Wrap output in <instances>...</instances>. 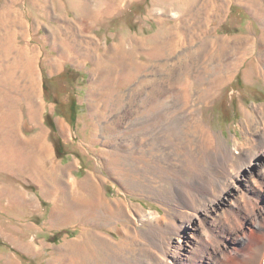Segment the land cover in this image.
I'll return each mask as SVG.
<instances>
[{
	"label": "rangeland",
	"instance_id": "obj_1",
	"mask_svg": "<svg viewBox=\"0 0 264 264\" xmlns=\"http://www.w3.org/2000/svg\"><path fill=\"white\" fill-rule=\"evenodd\" d=\"M219 78L223 81L218 83ZM182 86L189 88L191 104L178 111ZM149 109L157 110V125L134 136L131 126L142 129L155 114ZM194 121L209 127L236 153L249 145L255 153L264 145V0H0V183L6 197L1 200V264L62 259L61 250L81 238L84 225H57L54 213L72 206V187L78 189L77 197L89 195L93 176L102 181L111 205L124 201L132 213L143 207L165 215L167 208L158 197L171 185L154 170L138 173L129 157L168 168L172 158L178 159L171 148L187 144L189 138L198 143ZM14 126L23 140L15 137ZM39 138L38 144L49 147L51 155L38 163L35 159L34 169L27 145ZM113 155L121 158L115 165L119 170L108 164ZM261 155L259 162L245 163L234 174L232 187L212 214L201 213L209 224L224 210L242 213L238 234L226 228L221 236L215 228L223 239L221 251L229 256L215 264H236L248 245H264V229L256 231L250 218V198L264 210V189L253 182L264 175ZM249 187L254 190L247 195L248 204L241 202L239 208V189ZM169 203L173 206V199ZM100 214L103 228L98 230L107 231L112 240L120 241L118 228L125 225L136 232L139 243H150L145 238L151 239L146 233L150 224L136 222L132 215L115 223ZM258 219L263 225L264 213ZM192 221L186 220L181 230L184 248L176 237L171 246L185 259L195 247L201 223L207 224L199 218ZM155 234L151 249L157 256ZM28 244L35 250H27Z\"/></svg>",
	"mask_w": 264,
	"mask_h": 264
},
{
	"label": "bare ground",
	"instance_id": "obj_2",
	"mask_svg": "<svg viewBox=\"0 0 264 264\" xmlns=\"http://www.w3.org/2000/svg\"><path fill=\"white\" fill-rule=\"evenodd\" d=\"M31 61H33V59H31ZM30 69L32 70L29 64L28 71ZM229 75L230 73L228 74V76ZM224 76L226 77V73H224ZM222 79L219 78L218 83L222 82ZM183 87L184 86H182L183 90L180 94L181 98L179 97L180 100L178 101V103L182 105L181 108L178 109V111H184L185 109L190 108L191 104V95L189 88L187 89L186 87ZM34 103L36 104V102ZM149 110L150 112H152V114H155L148 118L149 122L144 123L146 125L144 126L143 124V126L141 127L142 129H140V126L138 125L131 126L130 132L134 133V136H139V133H141L142 136L144 132L143 129L148 127L152 128L157 125V110ZM185 122H189L188 118H185ZM194 125L199 133V139L197 141L198 143H194L193 139L189 138L187 144H176L175 148H171V150H173V157H177L178 159L172 158L171 165L168 168L163 166L157 167L156 162V165L154 167H150V163H148V161H146L144 158H134L132 156L129 157L130 160L134 161L135 171H138V173H149V170H154L159 174H163L166 183L168 185H171L172 188H170V190H168L166 194H164L163 196L160 194L158 197L161 205L167 208V215H160L159 213L151 212L143 207H139L138 210L134 211L135 213H132V210H129L124 201H120L117 203L115 202L116 204H114V206L111 205L112 203L110 204V202L106 200L107 198L105 197V192L101 187L102 181L100 182L98 178H96L95 176L92 177L91 175L90 177L93 178V183L88 191L89 195L84 193V198L77 197L75 196V193L78 189L75 188L76 186L74 188L72 187V190H69L70 195L68 194L72 206H66L64 209L55 211L53 216L57 225H64L65 223H71V221H82L84 225L83 235L76 241L67 242L65 245V249L61 250V252L63 253L62 259H53L51 260L50 264H188L189 261L191 264H199V262H201V264H207L212 262V260L215 264V261H217L218 259L223 258L224 260H226L227 258H229L226 252L221 251L222 247H224L223 239L221 238V236L224 234L223 230L227 231L226 228H229L231 233L234 232L238 234L240 232L243 223L239 218L241 217L242 213L237 210H224L223 212H219L214 215V219L210 222L211 224L207 223V217L201 218V213L205 212L206 214H212V207L214 209V205L216 204V202L220 198H222V196H224L225 193L232 187L233 184H231V182L233 181V177H235L234 174L238 175L239 173H241V171L247 164L252 165L256 163L259 158L263 156L261 154H264V145L262 144L261 146H259L257 151L254 153L249 147L250 145L247 144V146L249 145L247 148L250 149H244L243 147L240 151H238V153H236L237 150L233 151L232 148L226 146L225 143L222 144L216 133H214L206 125H203L202 122L194 121ZM141 130L143 132H140ZM189 132L190 131H188L187 133L188 137H191ZM18 135L20 138L21 136H23L19 133ZM40 137H44V135ZM23 138L21 139L23 140ZM40 139L41 138L36 139L34 141L35 143L32 142L29 146V149H31L33 153L31 157L34 162V164L33 162H31L32 168L37 165L36 160L38 163L39 160L43 161L51 155V149L49 147L47 149L44 148L45 146H43V144H38ZM135 143H137L136 138L133 144L135 145ZM31 145H36V147L32 148ZM38 145L39 150H37ZM45 145L47 146V144ZM241 145L243 146V144ZM115 154L117 153L115 152L114 155ZM114 155L110 156V161L108 160V164L112 166L113 163V167L119 164V159L121 162V158H114ZM178 163H180L181 166H179ZM115 169L119 170V166L118 168L115 167ZM117 170V174H120V172ZM169 172L171 173L167 174ZM36 175L38 174L36 173ZM254 181L257 187H259L260 189H264L263 174L260 178H255L253 182ZM138 182L140 184L142 183L141 180H138ZM173 182L176 183L175 188H173ZM60 183H62V180L60 181ZM137 183L136 181H133V183L131 184L136 188H140L139 184ZM149 187H146L145 189L149 190ZM54 188L55 186L52 187V193L55 190ZM150 188L154 189V187ZM208 190H211V193H209ZM253 190L254 187H249V189L246 190L239 189V191L242 192V196L238 197L235 200V205L240 208L242 205L241 202L248 204L247 195H249V192ZM170 199H173V206L169 203ZM250 200L254 203V213H252V217L250 215V218L255 223L256 231L264 229V223L262 225L261 221H259L258 219V217L264 213V210L259 209L260 203L252 200L251 198ZM122 204H125L126 206H122ZM200 207H203V209L199 210ZM100 213L106 214L107 217H113L115 219V223L120 221V218L118 217H122V220H125L124 218H127L128 215H132L135 218L136 222H141L143 224L148 223V225L150 224L149 230L146 233L151 235V239H149L148 236L145 237L147 240H150V243H147V245L139 243L140 241L135 234L136 232H134V230L129 227L131 229L130 230L125 225L122 228H118L121 236L120 241H116V239L112 240L107 231L105 233L98 230L99 228H103L102 224L98 222V216H101ZM193 218H199L201 221L206 222L207 224L204 225L201 223V231L196 239L195 247L188 255V259H185L180 254L179 249L171 251V246L176 241V237L177 241L180 243L181 250L184 248L182 237L180 236L182 233L181 230L184 227L186 220H188L190 223H193ZM177 220L179 222L180 220H182L181 225L180 223L178 225ZM238 224L239 228L237 227ZM96 225H99L97 229L95 228ZM215 228H218L220 230L221 236L215 232ZM153 232L157 233L155 234V236L157 235L155 239H158L156 248L157 256L154 255L156 252L152 251L151 249V247H155L156 245H154L152 237ZM141 237L142 235L140 234V238ZM243 238L245 241L247 236H243ZM249 238H251V236ZM261 241H264V239H261ZM33 247V244H28L27 250H35L33 249ZM101 247L109 249L111 253L107 254L104 253L105 251L101 252ZM248 247L249 251L245 254V257L240 256V260H236V264H262V261L264 259V245L262 246V243H251V245H248ZM220 252L221 255L219 256L218 254ZM248 258H250V260ZM206 260H208L209 262H207ZM16 262L17 261H15V264Z\"/></svg>",
	"mask_w": 264,
	"mask_h": 264
},
{
	"label": "crops",
	"instance_id": "obj_3",
	"mask_svg": "<svg viewBox=\"0 0 264 264\" xmlns=\"http://www.w3.org/2000/svg\"><path fill=\"white\" fill-rule=\"evenodd\" d=\"M14 129H15V132H17V130H16V128H15V126H14ZM11 136L13 137V138H17V139H19L20 141L22 140L20 137H19V135H18V133L16 134V136L15 135H12L11 134ZM15 136V137H14ZM36 140V139H35ZM35 140H33L32 142H34ZM31 140L30 139H28V141H26V142H30ZM26 142H24V143H26ZM28 146V149H29V146H30V144L29 145H27ZM4 193H5V188L4 187H2L1 186V183H0V233H1V200L2 201H4L5 200V196H4ZM20 194V193H19ZM20 196H21V194H20ZM5 197V198H4ZM22 197V196H21ZM21 199V198H20ZM10 200H13V198H10ZM0 256H1V240H0ZM0 264H1V262H0Z\"/></svg>",
	"mask_w": 264,
	"mask_h": 264
},
{
	"label": "trees",
	"instance_id": "obj_4",
	"mask_svg": "<svg viewBox=\"0 0 264 264\" xmlns=\"http://www.w3.org/2000/svg\"><path fill=\"white\" fill-rule=\"evenodd\" d=\"M53 130H54V128L53 127H51ZM56 145V150H57V154H58V156H61V154H60V152H59V149H58V144H57V142L55 143Z\"/></svg>",
	"mask_w": 264,
	"mask_h": 264
}]
</instances>
